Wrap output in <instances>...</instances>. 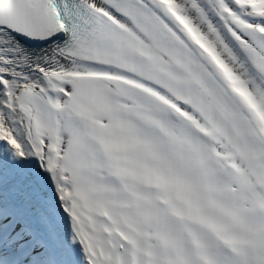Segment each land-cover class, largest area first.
<instances>
[{
  "label": "snow or ice",
  "instance_id": "1",
  "mask_svg": "<svg viewBox=\"0 0 264 264\" xmlns=\"http://www.w3.org/2000/svg\"><path fill=\"white\" fill-rule=\"evenodd\" d=\"M0 264H264V0H0Z\"/></svg>",
  "mask_w": 264,
  "mask_h": 264
}]
</instances>
